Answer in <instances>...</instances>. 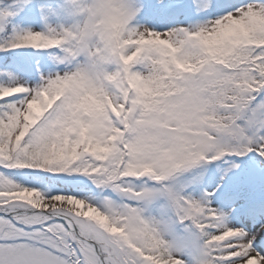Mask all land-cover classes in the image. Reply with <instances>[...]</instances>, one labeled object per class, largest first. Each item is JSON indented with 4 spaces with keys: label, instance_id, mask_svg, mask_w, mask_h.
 Masks as SVG:
<instances>
[{
    "label": "snow or ice",
    "instance_id": "1",
    "mask_svg": "<svg viewBox=\"0 0 264 264\" xmlns=\"http://www.w3.org/2000/svg\"><path fill=\"white\" fill-rule=\"evenodd\" d=\"M0 264H264V0H0Z\"/></svg>",
    "mask_w": 264,
    "mask_h": 264
},
{
    "label": "trees",
    "instance_id": "2",
    "mask_svg": "<svg viewBox=\"0 0 264 264\" xmlns=\"http://www.w3.org/2000/svg\"><path fill=\"white\" fill-rule=\"evenodd\" d=\"M3 54L2 53H0V56H2Z\"/></svg>",
    "mask_w": 264,
    "mask_h": 264
}]
</instances>
